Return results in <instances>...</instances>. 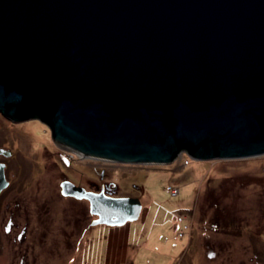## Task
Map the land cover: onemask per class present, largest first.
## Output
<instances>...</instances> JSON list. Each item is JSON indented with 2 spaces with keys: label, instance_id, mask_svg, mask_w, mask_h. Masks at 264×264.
<instances>
[{
  "label": "water",
  "instance_id": "95a60500",
  "mask_svg": "<svg viewBox=\"0 0 264 264\" xmlns=\"http://www.w3.org/2000/svg\"><path fill=\"white\" fill-rule=\"evenodd\" d=\"M0 114L113 163L263 156L264 0H0ZM60 188L92 225L140 217L136 198Z\"/></svg>",
  "mask_w": 264,
  "mask_h": 264
},
{
  "label": "rangeland",
  "instance_id": "374dc122",
  "mask_svg": "<svg viewBox=\"0 0 264 264\" xmlns=\"http://www.w3.org/2000/svg\"><path fill=\"white\" fill-rule=\"evenodd\" d=\"M9 121L0 114V148L13 151L6 162L18 167L22 190L30 182L33 220L51 235H2L0 264H264V155L196 161L181 153L168 165L120 164L61 148L38 120ZM62 181L136 198L140 217L92 225L88 201L64 197Z\"/></svg>",
  "mask_w": 264,
  "mask_h": 264
},
{
  "label": "flooded vegetation",
  "instance_id": "af4514ba",
  "mask_svg": "<svg viewBox=\"0 0 264 264\" xmlns=\"http://www.w3.org/2000/svg\"><path fill=\"white\" fill-rule=\"evenodd\" d=\"M9 122L13 126L18 124L11 121ZM12 155L13 151L11 149L0 148V158L6 159H0V168L5 182V185L0 188V237H2V241H4L3 236L11 240L17 239L20 241H26L31 237V235L35 234V232L37 233V231H40L39 233H43L42 227L44 226L40 224L38 225V223L34 222L35 219L33 220V217H36V215L32 213V209L36 208V205L33 204L35 203V199L29 196L31 190L30 182L27 184L29 189L22 190L19 185L20 181L16 178L18 167L13 169V167L6 162L8 159L12 158ZM69 155L72 157L76 156L71 153ZM73 184L78 186V184ZM102 188L104 189V193L108 189V187L106 188L101 185L98 192ZM88 191L96 192L94 189H90ZM83 214L84 213H81L82 216ZM77 221H80V219H77ZM32 226L34 227L32 228ZM48 234L50 236L51 232L45 231L43 236L46 235V238ZM83 235L84 234H82V236ZM29 245L31 244L29 243ZM26 249L28 248L26 247Z\"/></svg>",
  "mask_w": 264,
  "mask_h": 264
},
{
  "label": "built area",
  "instance_id": "2783aa9c",
  "mask_svg": "<svg viewBox=\"0 0 264 264\" xmlns=\"http://www.w3.org/2000/svg\"><path fill=\"white\" fill-rule=\"evenodd\" d=\"M184 164H185V165H188V164H189L188 160L185 161ZM169 190H170V189H169ZM172 192H173V191H172ZM172 192H170V193L173 194V195H175L177 191H176V192H173V193H172ZM177 222H178V223H181V222H182V218L178 217V218H177ZM179 225H180V224H179ZM184 229H187L186 226H184ZM178 231H179V232H178L177 235H178V237H181V235L184 234V233H183V230H182V232H181L180 227H179V230H178Z\"/></svg>",
  "mask_w": 264,
  "mask_h": 264
},
{
  "label": "bare ground",
  "instance_id": "6f19581e",
  "mask_svg": "<svg viewBox=\"0 0 264 264\" xmlns=\"http://www.w3.org/2000/svg\"><path fill=\"white\" fill-rule=\"evenodd\" d=\"M104 190V189H103ZM182 239V238H181Z\"/></svg>",
  "mask_w": 264,
  "mask_h": 264
}]
</instances>
